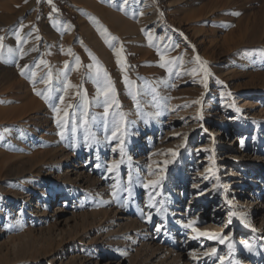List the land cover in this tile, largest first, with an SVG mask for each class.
Returning a JSON list of instances; mask_svg holds the SVG:
<instances>
[{
	"label": "rangeland",
	"instance_id": "374dc122",
	"mask_svg": "<svg viewBox=\"0 0 264 264\" xmlns=\"http://www.w3.org/2000/svg\"><path fill=\"white\" fill-rule=\"evenodd\" d=\"M0 36V264H264V0H0Z\"/></svg>",
	"mask_w": 264,
	"mask_h": 264
},
{
	"label": "bare ground",
	"instance_id": "6f19581e",
	"mask_svg": "<svg viewBox=\"0 0 264 264\" xmlns=\"http://www.w3.org/2000/svg\"><path fill=\"white\" fill-rule=\"evenodd\" d=\"M140 1V0H139ZM142 1V0H141ZM144 1V0H143ZM152 9H150L149 10V12H151V14H152V11H151ZM50 15V14H49ZM195 56L196 57H199V54H197V53H195ZM199 62H200V64H201V66L204 68V70H205V72H206V74H207V76H208V74L210 73V71H209V67L207 66V64L205 63L206 61H204L202 58H201V56L199 57ZM228 75H231V74H228ZM207 78V77H206ZM5 79V78H4ZM200 105H201V103H199ZM200 107V106H199ZM201 110V109H200ZM204 118L202 117V119L201 120H203ZM202 122V121H201ZM204 122V121H203ZM198 124V123H197ZM206 127H208V126H206ZM205 127V128H206ZM207 129V128H206ZM208 130V129H207ZM213 138V137H212ZM214 141L216 142V143H220L219 141H220V139H218L217 137H215L214 138ZM244 144V143H243ZM212 147V146H211ZM234 150L237 152V153H239L240 154V157H242V155H244V156H250V154H255L256 153V151L257 150H255V149H252V148H247V145H246V143H245V145H243V146H239V147H235L234 148ZM59 151V150H58ZM211 152H212V157L214 156V154H215V149L213 150V149H211ZM57 155V154H56ZM58 156V155H57ZM61 156H62V158H63V161L64 162H66L67 161V159H68V157L65 155V154H61ZM45 157H47V156H45ZM37 160L38 161V159H36V158H33L32 160ZM37 161H36V163H37ZM46 161V160H45ZM35 162V161H34ZM33 162V163H34ZM30 163V162H29ZM32 163V164H33ZM35 163V164H36ZM217 164V163H216ZM218 165V164H217ZM223 166L224 165H222V167L220 168L219 166V168L220 169H223ZM30 167V166H29ZM242 167V166H241ZM31 168V167H30ZM33 168V167H32ZM68 168V167H67ZM208 169L209 167L208 166H206L205 167V169ZM79 168H73V169H71L70 171H73V175L75 176V180H78V178L80 179V178H84V176H83V172H80L79 170H78ZM244 169V168H243ZM215 170H217V168L215 169ZM18 171H19V169H18ZM199 173V172H198ZM218 173V171H216V174ZM67 177V176H66ZM86 177V176H85ZM72 179V178H71ZM88 179V178H87ZM72 181H73V179H72ZM249 180L248 179H246L245 181H244V187H243V191H244V193H243V195H245V194H247V189H249V188H251L252 186H251V182L249 183L248 182ZM252 181V183L253 182H255V181H253V180H251ZM231 180H227V185H230L231 184ZM45 183V182H44ZM234 184H236V182H233V185ZM202 184H200V186H196L195 187V189L194 190H188L189 192H191V194H190V198H191V200L188 202V204L187 205H190V204H192V208H197L198 209V211H200L201 212V216L202 215H204L205 214V207H203V206H199V205H197L199 202V199L201 198V196H202V193H204V190H203V188H202ZM236 192H233V194H235ZM258 193V192H257ZM234 199L236 200L237 198H235L234 197ZM258 200V201H257ZM243 201V203L244 204H248L249 203V201H247V199H243L242 200ZM257 201V203H256V205H255V208L258 206H260V208L259 209H257V210H255V211H251V216L252 217H257V219L259 220V225L260 226H263L264 225V197L261 199L259 196H257L255 199H253L252 198V203H255ZM249 205V204H248ZM247 205V206H248ZM246 206V205H245ZM249 208V207H248ZM252 208V207H251ZM47 213V212H46ZM63 209L62 208H54L53 209V211L51 212V217H52V219L54 220V222L55 223H61V222H64V220L66 219V218H64L63 216ZM197 217V216H196ZM201 220V219H200ZM210 242H212V241H210ZM185 248H183V250H184ZM183 253H184V255H185V253H187L186 251H183ZM182 253V254H183ZM189 253V252H188ZM187 253V254H188ZM205 253V252H204ZM186 254V255H187ZM196 254V253H195ZM201 254V253H200ZM181 255V254H180ZM197 255H198V253H197ZM202 255V254H201ZM188 256H191V255H189L188 254ZM174 258V257H173ZM200 258H202L203 259V257L201 256ZM200 258H197L198 260L200 259ZM187 259V258H186ZM177 262V261H176ZM174 264H175V262H174Z\"/></svg>",
	"mask_w": 264,
	"mask_h": 264
},
{
	"label": "snow or ice",
	"instance_id": "6c2138e0",
	"mask_svg": "<svg viewBox=\"0 0 264 264\" xmlns=\"http://www.w3.org/2000/svg\"><path fill=\"white\" fill-rule=\"evenodd\" d=\"M49 3H51V0H49ZM53 11H56V9H55L54 6H53ZM235 14L238 15V13H235ZM17 39H18V40L20 39L19 34H17ZM3 40H4V37L0 36V49L3 48V43H2ZM106 42H107V41H106ZM116 54H117L118 57L120 56V53H119V52H117ZM0 58H2V54H0ZM196 59L199 60V57H197ZM42 63H43V61H42ZM117 63H118V64L121 63V60H120L119 58H118V60H117ZM161 66L163 67L164 65L162 64ZM21 72L23 73V69H21ZM32 75L34 76L35 73H33ZM98 75H99V70H98ZM105 77H107V73H106V72H105ZM44 82H45L46 84H48V83L51 82V75H50V74H49L48 80H46V81H44ZM126 82H127V80H126ZM108 84H109V89L105 90V92H104L105 95H107V93H108L109 90L114 91V89L111 88V81H110V80L108 81ZM69 86H71V85H69ZM205 86H207V85H205ZM37 95H41V93H40V92H37ZM45 99H47V97H45ZM59 99H60V102H61V103L64 102V97H63V96L59 97ZM68 107H72V105H68ZM53 110H54L55 112H57V113L60 111L59 108H54ZM105 112L107 113V108L105 109ZM65 115H67V113H65ZM115 135H116V133L114 132V133H113V136L115 137ZM166 163H167V162H166ZM97 167H99V165H97ZM116 167H118V164L114 162L113 165H112V168H116ZM109 170L111 171L112 169L110 168ZM151 183H155V182H151ZM113 187L115 188L116 186L113 185ZM145 187H147V185H145ZM128 194H129V196L132 195V193H131V189H130V188L128 189ZM112 195H113V196H116L117 193H116V192H113ZM152 201H153V197H152L151 194H150V196H149V205H148L149 207H155V206H156ZM161 203H162V202H161ZM157 213L160 214V215H163V214H164V210H163L162 208H157ZM230 215H236V214H235V213H231ZM150 218H151V214H149V219H150ZM229 222H231V219L229 220ZM192 224H193V222H192V221H189V223L186 224V225H184V227H186V228H187V227H192ZM245 226H248V225L246 224ZM161 227H162V226H158L156 230H157L158 232L161 231ZM254 230H255V229H253V231H254ZM193 231L197 233V236H194L193 239H196V238H198L199 236H206V237H208L209 239H218V238H219V239H220V242H221V243H224L225 238H221V237H220V234H217V233H210V232H200L198 229H195V228H193ZM244 246H245L246 248H248L249 251L252 250L251 245H249L247 242H245ZM228 247H229V249H231L233 246H232L231 243H229V244H228ZM215 252H216V249H211V253H212V254H215ZM207 254H208V253H206V255H207ZM223 259H224L223 257L220 258V260H221V264H223Z\"/></svg>",
	"mask_w": 264,
	"mask_h": 264
}]
</instances>
